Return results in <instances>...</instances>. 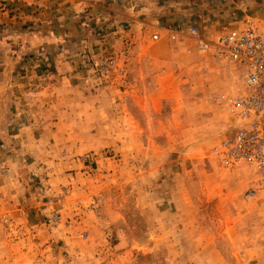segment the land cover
<instances>
[{
    "label": "rangeland",
    "instance_id": "rangeland-1",
    "mask_svg": "<svg viewBox=\"0 0 264 264\" xmlns=\"http://www.w3.org/2000/svg\"><path fill=\"white\" fill-rule=\"evenodd\" d=\"M207 1L205 22L188 20L177 36L156 33L153 39L151 32L155 41L144 48L152 56L137 62L141 89L134 100L145 129L132 124L135 131L124 135L109 131L113 136L97 151L16 149L7 152V166L0 158V264H135L142 251L135 240L147 239L149 220L158 224L164 216L176 241L185 225L236 228L233 241L248 242L254 264H264V196H248L249 168H223L213 153L233 124L213 97L241 92L243 73L211 49L200 51L189 34L194 26L198 37L212 41L245 18H261L252 12L236 18ZM6 3L0 0V7ZM97 34L104 39V28ZM80 58L96 82L113 79V54ZM65 161L71 162L61 166ZM194 231L188 237L196 241L201 234ZM167 251L170 264H179L180 250ZM167 256L159 254L156 263L166 264Z\"/></svg>",
    "mask_w": 264,
    "mask_h": 264
},
{
    "label": "crops",
    "instance_id": "crops-1",
    "mask_svg": "<svg viewBox=\"0 0 264 264\" xmlns=\"http://www.w3.org/2000/svg\"><path fill=\"white\" fill-rule=\"evenodd\" d=\"M215 1L210 0L214 7L227 8L236 18L252 12L264 20V0H256L259 4L231 0L229 6ZM208 7L206 0H7L0 7V158L4 164L7 152L16 149L19 154L41 153L50 147L54 152L66 148L78 153L82 147L91 152L99 149L109 131L124 135L135 131L132 124L145 129L134 100L141 89L137 62H149L152 56L144 48L152 40L151 32L182 34L188 20L205 22L211 12ZM249 7L253 9L246 10ZM98 27L104 28V39L98 37ZM104 53L114 55L117 69L112 80L100 83L80 57ZM165 218L158 224L149 220L148 238L135 240L142 249L134 257L135 264H157L159 254L167 256L172 249L180 250L179 264H254L248 242L233 241L236 228L225 231L223 226L206 225L194 231L180 226L176 241L167 235L173 228ZM191 231L201 234L196 241L188 237ZM254 254L260 257L262 252ZM163 259L170 264V256Z\"/></svg>",
    "mask_w": 264,
    "mask_h": 264
},
{
    "label": "built area",
    "instance_id": "built-area-1",
    "mask_svg": "<svg viewBox=\"0 0 264 264\" xmlns=\"http://www.w3.org/2000/svg\"><path fill=\"white\" fill-rule=\"evenodd\" d=\"M189 34L198 40L200 51L211 49L213 55L226 59L243 73L241 92L213 97L217 105L228 108L233 122L213 153L223 168H249L254 180L248 196H264V20L245 18L242 26L231 28L212 41L198 37L194 26ZM152 38L157 39L158 35L155 33Z\"/></svg>",
    "mask_w": 264,
    "mask_h": 264
}]
</instances>
